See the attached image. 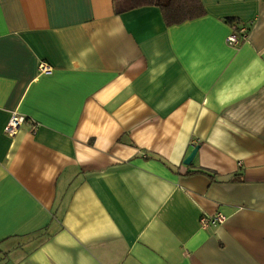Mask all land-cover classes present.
Listing matches in <instances>:
<instances>
[{
	"label": "crops",
	"instance_id": "crops-1",
	"mask_svg": "<svg viewBox=\"0 0 264 264\" xmlns=\"http://www.w3.org/2000/svg\"><path fill=\"white\" fill-rule=\"evenodd\" d=\"M201 2L0 1V264H264V0Z\"/></svg>",
	"mask_w": 264,
	"mask_h": 264
},
{
	"label": "trees",
	"instance_id": "trees-1",
	"mask_svg": "<svg viewBox=\"0 0 264 264\" xmlns=\"http://www.w3.org/2000/svg\"><path fill=\"white\" fill-rule=\"evenodd\" d=\"M113 2L117 14L146 7H156L161 11L164 23L168 27L196 20L207 14L201 0H113ZM227 23L236 30L241 28L237 20L228 19ZM236 33L239 35V31ZM201 173L208 174L205 171Z\"/></svg>",
	"mask_w": 264,
	"mask_h": 264
},
{
	"label": "built area",
	"instance_id": "built-area-1",
	"mask_svg": "<svg viewBox=\"0 0 264 264\" xmlns=\"http://www.w3.org/2000/svg\"><path fill=\"white\" fill-rule=\"evenodd\" d=\"M1 1V0H0ZM239 31V35L236 33ZM249 36L248 27H241L239 30L233 28V33L227 38V42L233 46H239L242 41L247 40ZM40 74H51L53 72V67L47 63H41L39 65ZM28 119L24 115L19 114L18 112H13L11 118L5 127V133L8 137L14 138L22 128V126L28 124ZM37 129L36 125H33L32 131L35 132ZM227 218L224 215H215V216H203L200 221L202 229H208L210 227H217L225 224Z\"/></svg>",
	"mask_w": 264,
	"mask_h": 264
},
{
	"label": "water",
	"instance_id": "water-1",
	"mask_svg": "<svg viewBox=\"0 0 264 264\" xmlns=\"http://www.w3.org/2000/svg\"><path fill=\"white\" fill-rule=\"evenodd\" d=\"M199 149H200L199 146L196 147V148L193 150V152L191 153V155L185 160L184 164H185L186 166H190V165L193 163V161H194V159H195V157H196V155H197Z\"/></svg>",
	"mask_w": 264,
	"mask_h": 264
}]
</instances>
